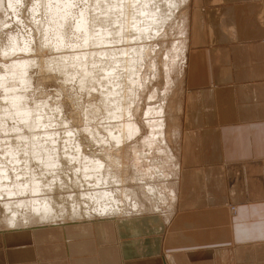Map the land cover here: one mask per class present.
Listing matches in <instances>:
<instances>
[{
	"label": "crops",
	"instance_id": "0c3cea01",
	"mask_svg": "<svg viewBox=\"0 0 264 264\" xmlns=\"http://www.w3.org/2000/svg\"><path fill=\"white\" fill-rule=\"evenodd\" d=\"M173 209L0 229V264H264V0H188Z\"/></svg>",
	"mask_w": 264,
	"mask_h": 264
},
{
	"label": "bare ground",
	"instance_id": "6f19581e",
	"mask_svg": "<svg viewBox=\"0 0 264 264\" xmlns=\"http://www.w3.org/2000/svg\"><path fill=\"white\" fill-rule=\"evenodd\" d=\"M161 1L168 3L157 7L154 0H7L14 20L23 30H28L24 31L26 36L19 37L21 43L17 35H9L7 45H0V55L13 60L9 66L2 65L6 71L0 74V88L5 92L0 100V132L4 133V140H0V226L3 229L126 217L157 207L173 209L176 185L166 197L162 196L160 188L151 181L157 175L151 169L140 172L138 165L145 157L133 148L137 143L128 147L140 135L139 125L130 117L136 115L132 108L138 106L136 96L146 49L144 43L162 30L172 16V9L176 10L180 4L184 6L188 0ZM5 3L0 0V8ZM27 9L30 25L22 20ZM34 41L39 42L41 50L56 56L49 61L26 59L32 53ZM118 44L122 47L118 48ZM178 51L182 54V50ZM14 55L27 57L16 60ZM44 63L100 97L99 109L93 107L91 115L101 108L105 111L106 139L91 128L84 134L68 131L60 142L55 130L65 123L59 117V110H48L44 104L31 109L26 96L13 90L15 81L28 88L31 83L28 70ZM166 85L164 93H169V80ZM151 99H156L154 94ZM164 99L148 109L150 118L155 119L149 121V131L143 136L146 146L159 147L161 154L167 151L162 119ZM8 120L16 123L10 130ZM21 129L28 133L24 134ZM81 135L89 138L86 145L78 138ZM86 148L91 151L88 156L83 154ZM127 154L134 155L136 163L130 165L133 170L130 180L135 185L137 181L143 182L136 188L126 187ZM170 156L172 162L177 159ZM172 170L177 176L178 164ZM160 171L164 170L160 168ZM136 174L149 179H137Z\"/></svg>",
	"mask_w": 264,
	"mask_h": 264
},
{
	"label": "rangeland",
	"instance_id": "374dc122",
	"mask_svg": "<svg viewBox=\"0 0 264 264\" xmlns=\"http://www.w3.org/2000/svg\"><path fill=\"white\" fill-rule=\"evenodd\" d=\"M5 1H6L5 3L6 5L3 4V7L0 8V45L2 47L7 45L9 35H12V37H15L17 35L18 36L17 40L19 41V43H21L19 37L20 36L24 37V35L26 34L25 32L28 30V28H26L27 30L26 29L23 30V28L20 26L21 24L16 20H14V16L10 13V11L12 10H10L9 7L7 6L8 5L7 0ZM154 1H155L154 5H156L157 7L158 6L161 7V5L164 6L165 4L168 3V2H162L161 0H154ZM157 1L159 3H157ZM187 2H185L184 6L183 4L178 5L176 10L172 9L173 11L172 16H170V18L165 22V25L162 27L163 31L161 30L160 32L156 33L153 39L150 38L147 39V41H145L144 44L146 49L141 61V68L139 70V75H138L139 83H140V87L138 88L139 92L138 95L136 96L138 97V102H137L138 106L136 105L137 107L134 106L135 108H132V110L136 112L134 113L136 115H133L134 116L133 117L130 114L131 121H134L140 127V135L137 134L138 136L135 138V140H133V142H131L128 145V147L133 146L134 145L133 143H137L133 148L137 149L139 153L142 152L143 157H145L138 165L140 167V172L143 170L147 171L151 169L153 174L155 173L157 175V177L155 176V179L151 180L153 182L152 184L156 185V188L158 187L157 188L158 190L160 188L159 191L161 192L162 196L164 195L165 197L172 189V186L176 185L175 179L177 177L172 169L177 164V159H176L177 156L176 142L178 138L177 115H178V107H179V98L181 94L180 89H181L182 69L185 59L184 53L186 51ZM163 9L165 10V8H162L161 10ZM28 11L29 10L27 9L25 15H22L23 16L22 20H24V23L26 25H28L31 22L30 21L31 16L27 14ZM4 23L5 25H3ZM38 43H39L38 41L36 42L34 41L31 44L32 53L28 57L27 55H14L12 57L16 60H18L17 58L20 57H27L26 59L29 58V59L37 60L41 58L42 60L49 61L52 57L56 56L53 53L48 52L47 50L46 51L41 50L40 45ZM117 47L118 48L122 47V44H118ZM177 47L178 50H182V54L177 50ZM177 52L178 54L180 53L179 54L180 56L178 55L179 58L178 57L176 58ZM10 61L13 60L8 58H3V56L0 55V74L2 75L5 74L6 71L5 67L9 66ZM172 61H175L176 63L173 64ZM2 65H4L5 67ZM41 65H38L36 67L34 66L28 70L29 76L31 78V83L28 88H25L23 85L15 81L12 82L13 90L18 94L26 96L28 106L31 109H34L35 105L37 106L40 104L41 105L44 104V106L48 110L55 108L59 110L60 112L59 117L62 121H64L63 123H65V125L61 129L57 128V130H55V136L56 138H60V142H62L66 138L65 133L68 131L76 130L80 132V134H84L83 132L85 130H90L91 128L96 129L102 135V138L106 139L107 134L105 132L104 127H106L105 121H107L106 120L107 116L104 113L105 111L101 108V110H98L93 115H91L92 112L91 110L93 109V107L95 109H99L100 97L97 94H95V92H93L92 90L90 92H87L86 90L80 88L79 83L76 80L73 79L70 80L63 73H60L50 68L48 64L44 63ZM166 80H169V85H168L169 93L168 92L164 93L165 91H167ZM6 91H9V86H6ZM4 94L5 92L0 88V100L2 99ZM153 94L154 97H156V99L154 100L151 99ZM161 99H164L162 100V102L165 101V106H164L165 111L162 119L164 120V125H165L164 134L166 136V147H165L167 149L166 154L164 153L161 154V152L159 153V147H156L154 149H149V147L146 146L145 142H143V136H146V134L149 131V121L151 122L154 121L155 119L154 117L150 118L149 115L150 113L148 112V109L158 105ZM7 123L9 130L16 126L15 121L8 120ZM120 124L121 123L118 122L119 126ZM20 131L24 132V134L28 133V130L25 129H21ZM12 134L15 135V132L13 131ZM3 136L4 133L0 132V140H4ZM78 138L80 139L81 143H84L85 145L89 141V138H87V136L84 135H81ZM156 149H158V151ZM90 152L91 151L88 148H86L83 154L85 156H88ZM128 152L130 153V151ZM112 154L115 155L116 153L113 152ZM170 154L172 155L173 158L176 159L174 160V162L170 160L171 159ZM119 156L123 157V154H120ZM134 158H135L134 155L131 156V154L130 155L127 154L126 159L124 160L128 166V169L126 170L127 172H125L127 174V175L125 174V176L127 177H124V179H126L127 181L126 183L127 188L129 187L136 188L139 187L140 184H143V182L137 181L138 184L135 185V183H132L133 180H130L131 178H133L131 177L133 170L131 169L130 165L136 164L134 162L135 160ZM165 161L168 163H165ZM161 164L163 165L162 167L160 166ZM160 168L161 170L164 171H160ZM164 172L165 174L166 173L167 174L164 175L163 174ZM135 177L137 179L139 178L143 180L147 179L146 181H148L149 179L145 175H144L145 178L137 177V174ZM161 177L162 179H160ZM164 179H166L167 182ZM157 208L158 209H146L145 211L146 213H161L171 210V209L167 210L168 207H165V209L160 207ZM70 221H77V220H70ZM3 228L5 227L0 226V229Z\"/></svg>",
	"mask_w": 264,
	"mask_h": 264
}]
</instances>
